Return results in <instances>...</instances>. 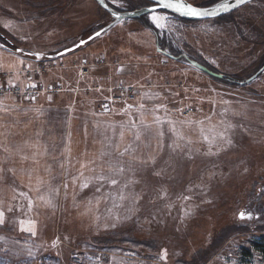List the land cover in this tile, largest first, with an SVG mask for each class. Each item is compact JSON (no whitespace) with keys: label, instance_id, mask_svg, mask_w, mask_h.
Wrapping results in <instances>:
<instances>
[{"label":"rangeland","instance_id":"obj_1","mask_svg":"<svg viewBox=\"0 0 264 264\" xmlns=\"http://www.w3.org/2000/svg\"><path fill=\"white\" fill-rule=\"evenodd\" d=\"M107 2L121 10L150 3ZM165 13L166 28L156 29L146 13L115 21L96 0H0V107L9 109L0 110V264H264L253 245L264 235V0L207 19ZM117 83L132 93L100 109L108 90L96 87ZM157 115L177 121L185 139L154 123ZM228 124L231 145L203 141L201 127L211 137ZM129 145L135 152L119 157ZM102 151L126 168L132 155L155 162L115 177L136 183L114 200L120 185L97 192L71 181L96 174L81 169L87 161L99 172ZM50 192L54 206L38 199ZM21 219L36 222L35 235L21 231Z\"/></svg>","mask_w":264,"mask_h":264},{"label":"snow or ice","instance_id":"obj_2","mask_svg":"<svg viewBox=\"0 0 264 264\" xmlns=\"http://www.w3.org/2000/svg\"><path fill=\"white\" fill-rule=\"evenodd\" d=\"M100 2L102 4H104V7L107 8L108 5L106 3H104V0H100ZM236 2L239 3H243L244 0H236ZM113 3H116V0H113ZM235 5L230 4L228 2V0H221V2L216 3L214 7H201V6H197L194 5L192 3H188L187 0H150L149 6L146 7L144 9L145 13L147 14L148 18L150 19V21L152 22V24L154 25V27L156 29H164L167 26V21L169 20V15L167 13H165L164 10H172V12L174 13H178L182 16H188V17H207V16H216L221 12H226L228 11L231 7H234ZM121 7H123V5L121 4ZM140 10L137 9V12H139ZM113 16H116L119 19V13L118 11H113L112 12ZM101 31H103V29H101ZM101 35V32H96L94 34L93 37H89V40L94 39L95 37H98ZM87 43V41H81L80 44H85ZM80 45H77V47H79ZM20 51V50H18ZM37 59L40 58V54L37 53L36 54ZM21 63H23V61H21ZM118 70H122V69H118ZM9 87H16V84L9 80L8 82ZM28 87L31 88H35L36 85L30 84L28 85ZM97 91H99V89H97ZM109 91H111V89H109ZM155 95H159L158 93ZM144 96L148 97V98H153L151 96H149L148 93H144ZM30 99L35 100L36 96L33 95L30 97ZM49 100H51V97H48ZM134 106L133 105H127V108L122 110L125 112H128V110L132 109ZM137 107V111L139 112L140 116L143 117V110L145 105L143 103L139 104ZM105 111L108 110L107 105L104 106ZM164 108L165 112H167V108L164 105H156L154 109H152L153 112L158 111L159 109ZM0 110L4 111V112H8L9 109L6 107H0ZM35 111L39 112V109H36ZM181 114L183 113L184 109H179L178 110ZM227 111V110H226ZM205 119L210 120V117H206ZM132 126L135 127L136 126V121H131ZM154 123H156L157 125H163L164 123H167L170 125V131H172L175 135H177V138L180 140L185 139L184 136L182 134H180L177 131L176 128V124L177 121H173V120H167V121H163L161 120L160 116H155L154 118ZM180 124L182 125H191L193 123L197 124V125H203V121H193V120H188V119H184V120H180L179 121ZM140 124H144V120L141 119L140 120ZM145 128H150V125L144 124ZM214 127V126H213ZM235 125L232 124H228L227 127L225 128L224 131L218 132V133H214L211 137L209 135H206L204 133V128L201 127L200 128V132H201V136L204 142L208 143L210 146L215 144L217 139L224 141L227 145H231L233 143L231 137L228 135V130L229 129H234ZM209 131H212V129H210ZM158 135L160 137H163L164 132L161 129L158 132ZM124 137V132H123V125H121V131H120V138L123 139ZM135 139L137 141H139L141 139V134L139 131L136 132L135 135ZM187 143L191 144L192 141L188 140ZM180 144L176 143L174 145V148H179ZM5 151H7V149H5ZM68 151H70V149H68ZM132 152H135V149H132V146L129 145L128 147H126L123 151H117V155L119 157H123L125 154H130ZM209 153H211V147L209 148ZM214 154V153H211ZM111 153L108 152H101L100 153V160H101V164L98 165L100 168L99 172H96V167H89L90 165H96V160H91V161H87L84 163H81V169H85L88 168V170L90 172H94L96 173L95 175L91 176V177H85L84 172L80 171L78 173L77 176H73L71 178V181L74 185L77 184V182L79 181V188L81 190L88 188L90 185L92 184H96L98 185L96 187V191L100 192L101 187L104 184H108L111 186H117L120 185V181L115 178L117 176H122L126 171L128 170H134L133 169V165L134 164H142V165H146L149 162L154 163L155 162V157H149L148 159H140L134 155L131 156L130 161L128 162V167L126 168L125 165L120 162L117 161L116 164H113L111 162V160H107L105 161L104 158L105 157H110ZM22 159H28L27 156H23ZM33 160H35V154L33 155ZM104 164H107V173H105V168H104ZM61 167H64L63 164H61ZM9 171H13V170H9ZM3 172V169H0V173ZM157 175H159V173H156ZM4 176L2 174H0V180H3ZM38 183L42 184L43 181L38 180ZM129 183H136V181L134 180H129L127 183L120 185V191L118 193V195L114 196L113 199H119V200H124L127 197L124 194V189H126L128 187ZM64 188L67 189L68 187V183L65 182L64 183ZM39 190V189H37ZM51 191H54L55 193H59V189H53ZM21 196H24L25 198L28 199V211H31L33 209V200L31 198L28 197V193L27 192H22L20 193ZM38 199L44 201V203L48 206H54L53 205V201H52V197H51V192L49 193V197L47 199H45L44 196H40L38 197ZM184 200H188L190 199V197L188 196H184L183 197ZM99 198H97V205L99 204ZM91 201H89V205H91ZM13 209L11 207L8 208V212H11ZM239 218L241 220H245V219H252V213L251 212H245V211H241L239 213ZM5 223V211L0 209V225H3ZM19 224H20V229L21 231H27L29 233H31L32 235L36 234V222L34 220H19ZM55 243V242H54ZM160 259L161 260H166L167 259V250H163L161 255H160Z\"/></svg>","mask_w":264,"mask_h":264},{"label":"water","instance_id":"obj_3","mask_svg":"<svg viewBox=\"0 0 264 264\" xmlns=\"http://www.w3.org/2000/svg\"><path fill=\"white\" fill-rule=\"evenodd\" d=\"M114 19H115V21H118V20H120V19H122V18H128V17H137V16H139V15H141V14H143V13H145V11H144V9L146 8V7H148L149 6V4H147V5H143V6H141V7H138V8H133V9H127V10H121V9H116L115 7H113V6H111V4H109L108 2H107V0H104V3H106L107 5H108V7L107 8H105L104 7V4H102L101 2H100V0H96ZM149 2H150V0H148ZM248 1H250V0H244V2L243 3H237L236 2V0H228V2L230 3V4H233V5H235L234 7H231L228 11H226V12H221V13H219L218 15H216V16H207V17H188V16H183V17H186V18H192V19H207V18H214V17H219V16H221V15H223V14H225V13H228V12H230L231 10H233V9H235L236 7H238V6H240V5H242V4H244V3H246V2H248ZM187 2L188 3H191L190 1H188L187 0ZM219 2H221V0H218V1H216V2H214V3H211V4H208V5H197V4H194V3H192V4H194V5H197V6H201V7H214L215 6V4L216 3H219ZM137 9H139L140 11L139 12H137ZM113 11H118V13H119V19L116 17V16H113L112 15V12ZM165 11H170V12H172V10H165ZM178 14V13H177ZM180 15V14H179ZM180 16H182V15H180ZM101 29H104V27L103 28H101ZM101 29H99V30H97L96 32H101ZM96 32H94V33H92L91 34V36H89V37H93L94 36V34L96 33ZM89 37L87 38V39H89ZM87 39H85V40H87ZM84 41V40H83ZM64 51V50H63ZM60 52H62V51H60ZM203 70H205V71H207L208 73H212L211 71H209L205 66H202L201 67Z\"/></svg>","mask_w":264,"mask_h":264},{"label":"built area","instance_id":"obj_4","mask_svg":"<svg viewBox=\"0 0 264 264\" xmlns=\"http://www.w3.org/2000/svg\"><path fill=\"white\" fill-rule=\"evenodd\" d=\"M81 71L86 74L88 72V68H83ZM96 88H100V86H97ZM102 88L108 90L106 98L102 99L99 103V108L103 110H105V105H107V108L110 109L115 102L120 101L124 96H130L129 94H131L133 90L132 86L125 83H117L110 86L107 85ZM109 89H111V91H109Z\"/></svg>","mask_w":264,"mask_h":264},{"label":"trees","instance_id":"obj_5","mask_svg":"<svg viewBox=\"0 0 264 264\" xmlns=\"http://www.w3.org/2000/svg\"><path fill=\"white\" fill-rule=\"evenodd\" d=\"M145 1H147V0H145ZM109 3V2H108ZM109 4H111V3H109ZM197 5H201V4H198V3H196ZM111 6H113L112 4H111ZM113 7H115V6H113ZM116 8V7H115ZM117 9V8H116ZM97 89V88H96ZM253 245L255 246V248L259 251V252H261L263 255H264V235H262L258 240H255L254 242H253Z\"/></svg>","mask_w":264,"mask_h":264},{"label":"crops","instance_id":"obj_6","mask_svg":"<svg viewBox=\"0 0 264 264\" xmlns=\"http://www.w3.org/2000/svg\"><path fill=\"white\" fill-rule=\"evenodd\" d=\"M100 87H103V86H101V85H99ZM105 86H107V85H105Z\"/></svg>","mask_w":264,"mask_h":264}]
</instances>
